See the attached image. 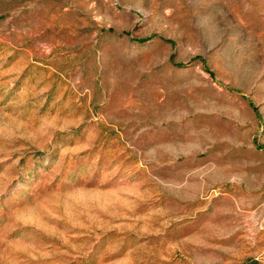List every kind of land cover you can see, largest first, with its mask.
<instances>
[{
  "label": "rangeland",
  "instance_id": "374dc122",
  "mask_svg": "<svg viewBox=\"0 0 264 264\" xmlns=\"http://www.w3.org/2000/svg\"><path fill=\"white\" fill-rule=\"evenodd\" d=\"M0 264H264V0H0Z\"/></svg>",
  "mask_w": 264,
  "mask_h": 264
}]
</instances>
